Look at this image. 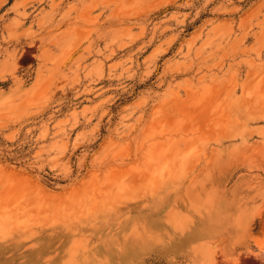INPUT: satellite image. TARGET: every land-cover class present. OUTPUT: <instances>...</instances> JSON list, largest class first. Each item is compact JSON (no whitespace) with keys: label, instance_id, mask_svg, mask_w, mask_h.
<instances>
[{"label":"rangeland","instance_id":"rangeland-1","mask_svg":"<svg viewBox=\"0 0 264 264\" xmlns=\"http://www.w3.org/2000/svg\"><path fill=\"white\" fill-rule=\"evenodd\" d=\"M0 264H264V0H0Z\"/></svg>","mask_w":264,"mask_h":264}]
</instances>
